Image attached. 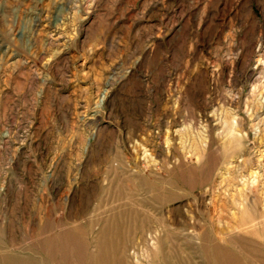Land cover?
Segmentation results:
<instances>
[{
    "label": "rangeland",
    "instance_id": "rangeland-1",
    "mask_svg": "<svg viewBox=\"0 0 264 264\" xmlns=\"http://www.w3.org/2000/svg\"><path fill=\"white\" fill-rule=\"evenodd\" d=\"M0 264H264V0H0Z\"/></svg>",
    "mask_w": 264,
    "mask_h": 264
}]
</instances>
